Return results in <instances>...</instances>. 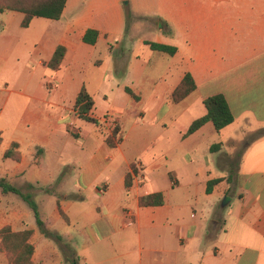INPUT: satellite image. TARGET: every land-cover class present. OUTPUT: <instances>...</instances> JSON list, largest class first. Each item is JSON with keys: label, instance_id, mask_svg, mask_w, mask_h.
<instances>
[{"label": "crops", "instance_id": "0c3cea01", "mask_svg": "<svg viewBox=\"0 0 264 264\" xmlns=\"http://www.w3.org/2000/svg\"><path fill=\"white\" fill-rule=\"evenodd\" d=\"M128 7L133 25L122 0H66L59 19L35 16L26 27L23 13L0 12V180L32 194L50 233L1 187L0 229L31 230L32 264H264V0ZM88 29L93 44L83 41ZM58 45L65 51L53 70ZM185 73L196 87L173 102ZM82 87L94 101L89 115L120 130L113 146L74 110ZM216 93L233 122L185 135ZM239 123L246 150L231 175L221 153ZM12 143L19 160L3 156ZM154 192L162 204L139 205ZM0 264H12L1 250Z\"/></svg>", "mask_w": 264, "mask_h": 264}, {"label": "trees", "instance_id": "16d2710c", "mask_svg": "<svg viewBox=\"0 0 264 264\" xmlns=\"http://www.w3.org/2000/svg\"><path fill=\"white\" fill-rule=\"evenodd\" d=\"M65 2L66 0H0V12L9 10L23 13L21 26L26 27L29 25L31 19L35 16L48 19H59L63 11ZM96 37L97 32L94 29H88L83 35V41L89 44H93L96 41ZM145 43L148 44L149 47L153 50H159L167 52L169 54H173L176 51V47L174 46L152 41H145ZM64 51L65 48L62 45H58L55 48L51 59L47 63L49 68L53 70L58 69L63 58ZM195 87V82L191 74L185 73L180 83L172 91L171 100L173 102L180 101L191 91H193ZM126 91L134 98H137V96L129 88H126ZM203 104L206 108V113L194 119L190 123L185 135L193 133L207 121H211L217 131L233 122L234 115L231 112L228 102L223 94L216 93L207 96L203 99ZM93 106L94 101L92 96L86 91L84 87H82L75 98L73 105L74 110L76 111L79 118H82L99 126V129L106 134L105 140L107 144L109 146H113L120 140V130L118 129V127L114 126L112 130L107 131L104 122L90 116L89 113L93 109ZM105 119L108 118L105 117ZM218 145L219 144H213L211 146V149ZM16 146V143H12L11 147L4 151L3 156L10 157L14 160H19L20 154L19 152L14 150ZM131 169L133 171H136L134 164H131ZM130 178V174L127 173L125 175V186L129 185ZM222 179V177L209 179L206 184V192L210 193L213 186L216 183L220 182ZM0 187L3 192L10 191L19 194L21 198L25 200L30 206L35 217V222L40 231L44 234L50 233L44 227L43 221L41 220L38 212L37 204L30 192H21L18 188L5 182L4 180H0ZM163 201V195L160 192L142 195L138 199L139 205L141 206L159 205L162 204ZM30 235L31 230L29 229L12 231L8 226H4L0 229V250L6 253L10 263L32 264L31 256L33 253V245L29 242Z\"/></svg>", "mask_w": 264, "mask_h": 264}, {"label": "rangeland", "instance_id": "374dc122", "mask_svg": "<svg viewBox=\"0 0 264 264\" xmlns=\"http://www.w3.org/2000/svg\"><path fill=\"white\" fill-rule=\"evenodd\" d=\"M123 1V7L125 9V15L127 17V21L130 25L134 24V18L132 17L131 10L128 7V0H122ZM146 37H151V34H149L148 31H144L142 33ZM242 124H234L229 128V132H231L232 137L234 138V141L231 142L229 148H226L224 152L221 153L223 162V167L228 171L229 174L233 175L237 171V165H238V159L239 157H242L246 148H243L242 144V138L244 136V131L241 130ZM246 138V137H245ZM249 139V138H248ZM229 151V152H228ZM23 191H25L23 189ZM220 215V213H219ZM198 220V217L196 216L195 221Z\"/></svg>", "mask_w": 264, "mask_h": 264}, {"label": "built area", "instance_id": "2783aa9c", "mask_svg": "<svg viewBox=\"0 0 264 264\" xmlns=\"http://www.w3.org/2000/svg\"><path fill=\"white\" fill-rule=\"evenodd\" d=\"M104 123H106L107 128L111 130L115 126L114 121L110 118L104 119Z\"/></svg>", "mask_w": 264, "mask_h": 264}]
</instances>
